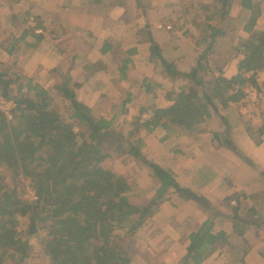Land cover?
<instances>
[{"label":"crops","instance_id":"1","mask_svg":"<svg viewBox=\"0 0 264 264\" xmlns=\"http://www.w3.org/2000/svg\"><path fill=\"white\" fill-rule=\"evenodd\" d=\"M163 1L0 0V63L15 67L37 84L52 87L53 94L59 80L67 77L76 86L71 88L77 100L93 112L100 101L110 102L108 97L121 93L127 96L125 103L144 97L145 106V100L162 97V82L171 84L175 91L180 82L166 79L160 60L152 59V45L160 49L162 59L186 73L193 66L192 52L198 45L197 24L204 21L201 8L210 3L182 0L174 8ZM254 3L259 8L254 30L264 32V0ZM163 10L168 13H157ZM248 18L249 12L234 0L226 32L216 40L214 54L208 59L225 78L237 74L236 51L250 35L244 28ZM222 59L226 65L221 69L216 62ZM181 87H186L185 82L179 84ZM257 99V92L250 88L242 102L225 112L235 153L213 143L210 127L215 118L204 126L207 130L202 136L197 135L202 140L194 150L193 145L182 150L163 148L164 154L149 150L148 159L169 170L179 187L207 200L210 211L170 189L135 233L129 248L131 264H182L190 236L200 232L207 220L213 224L210 233L225 234L228 241L200 264H264V234L248 225L264 215V134L260 131L252 140L242 118L246 113L251 121L263 119L256 117ZM138 101L135 103L140 105ZM159 102L164 103L163 99ZM163 103L150 102L148 106ZM252 125L256 128L255 123ZM153 134L145 142L157 148ZM175 141L172 138L164 145L172 148ZM190 142L194 144V137ZM166 151H170L168 155ZM236 220H240V233L233 231Z\"/></svg>","mask_w":264,"mask_h":264},{"label":"trees","instance_id":"2","mask_svg":"<svg viewBox=\"0 0 264 264\" xmlns=\"http://www.w3.org/2000/svg\"><path fill=\"white\" fill-rule=\"evenodd\" d=\"M254 1L237 0L249 12L244 28L250 35L236 51L237 74L232 78L223 77L208 59L214 54L216 40L226 32L234 0H210L202 6L204 21L196 28L200 50L192 52L193 66L186 73L162 59L160 49L152 45V59L160 60L166 79L185 82L190 93L187 87L166 91L163 105L140 108L127 131L113 127L112 120L95 118L90 108L77 100L76 86L67 77L56 86L53 97L15 67L0 63V98L14 104L10 121L0 111V157L28 179L34 192L32 200H24L15 189L0 183V264H29L30 239L37 236L41 264H131L129 246L135 233L170 189L210 211L207 200L179 187L169 170L142 154L139 135L157 129L167 134L193 132L200 127L201 131L213 116L242 102L249 88L260 97L264 91V32L254 30L259 17ZM144 113L149 117L141 119ZM221 119L225 121L224 116ZM246 122L251 138V120ZM212 140L216 148L236 152L219 134L213 133ZM121 152L144 166L159 183L156 196L145 204H131L126 179L112 171L113 160ZM18 218L26 219L24 230L17 228ZM239 221L233 225L235 233H240ZM212 225L207 220L200 232L190 236L182 264H200L227 244L225 234L210 233ZM248 225L264 234V215ZM40 231L44 239H40Z\"/></svg>","mask_w":264,"mask_h":264},{"label":"rangeland","instance_id":"3","mask_svg":"<svg viewBox=\"0 0 264 264\" xmlns=\"http://www.w3.org/2000/svg\"><path fill=\"white\" fill-rule=\"evenodd\" d=\"M163 2H166L167 4L171 3L172 4L171 6L176 8L175 7L176 4L180 5V2H182V0H164ZM157 13L159 15L160 14H167L168 11L163 10V11L157 12ZM180 34L181 33H179V35ZM188 39H190V37ZM184 42L185 41H181L180 44H183ZM197 49L200 50V46H198ZM221 50H225V48H221ZM226 50H227V48H226ZM223 61H224V59L218 60L216 62L217 64H219L218 67H221V69H222V67H224L226 65V64H224ZM210 62L212 63V66L214 68L216 66L214 64V61H210ZM236 66H237V64H236ZM18 73L23 75L22 72H20V71H18ZM222 76H223V74H222ZM63 80H64V77L61 80H59V84L57 86H60L62 84ZM181 82L184 85L183 81H180L179 83H177V85L174 87L175 89H177L176 92H178L180 90L179 84ZM34 83H36V82H34ZM162 84L164 86L163 91L164 90L165 91L170 90L171 84H169L167 82H164V83L162 82ZM38 85L43 87L44 89H46L50 96L55 97L57 95V92L53 94V91L51 90L52 87H50V88L45 87L42 84H38ZM186 87H187L186 91L188 93H190V86L186 84ZM15 88H16V86H14V85L11 87L12 90H15ZM165 91L160 93V94H164ZM161 96L162 97L157 98L156 101L145 100V106H144V105H142L144 97L140 98L139 101L136 99H132L130 101V103H125L124 105H122V102L123 103L125 102L127 96L124 93H121L120 95L116 94L114 97H112V96L108 97L110 102L107 100H104L102 102L100 101V103H99L100 105L98 106V110L94 111V112L91 111V112L95 118H100V117L105 118V119L111 118V119H107V120H112L113 127L127 131L129 129V126H128L129 122L134 117H136L138 115L139 109L142 107H149L148 104L150 102H153V103L157 102V103H159V105H160V103L162 104L163 102H159V101H162V99L164 97H163V95H161ZM137 97L139 98L140 96H137ZM0 100H4V99L0 98ZM8 101H10V100H8ZM136 101H138L140 103V105L138 103H135ZM65 104H68V103H65ZM256 104H258V106L255 107V109H256L255 112L258 113V116H256V117L260 118L262 116L263 119L254 118V120L251 121L252 124L255 123V125H256V128L251 127V129H250V132L252 135V137H251L252 140H253V138L255 139V134H258V132L260 133V131H261L262 132L261 135L264 134V129H263L264 128V91L261 93L260 97L257 99ZM251 108L253 109L254 107H251ZM226 111L227 110H225V112ZM225 112H221L220 116H217V117L213 116L212 118H215L216 121L214 122L213 125H211L212 127H210L212 130V133L214 132V133L220 135L221 140H225V139L229 140V138H230L229 137L230 128H229L227 120H226V115H225L226 113ZM243 114L245 117L242 116V118H243L244 124H245L246 119H247V114L246 113H243ZM223 116H224L225 121L223 119H221V118H223ZM148 117H149V113H144L141 115V119H146ZM211 119L208 120L209 121V122H207L208 124H210ZM246 124H247V122H246ZM252 126H254V125H252ZM200 128L198 130L193 131V132H186L187 134H185L186 136H188L190 138L194 137V144L190 142V138L184 137V139H182V137L185 135L182 136V134H180L178 130H176L175 132L170 133V134H167L163 130L160 131V129L155 130L154 131L155 133L153 132L154 134L153 133L147 134L145 132H141L139 135L140 139L142 140L141 152L148 159L149 158L148 157L149 150H151L152 153L154 151H157V152H161L162 154H164L163 148L166 150H182V149H185L186 145H189L190 147L193 145L194 147H191V150H194L196 147H198L197 146L198 144H201L200 143L202 140L201 134L204 133L203 132L204 130H207L203 126L204 129L199 131ZM158 131H160V132H158ZM151 134H153V137L155 139L153 144L156 145L157 148L150 147V146L146 145L147 142H145V139H146V137H148V135H151ZM197 135H201V136H197ZM197 137H199V138L197 139ZM172 138L176 139L175 145L172 148H171V145H169V147L165 146L164 142L166 141V139H168L166 141V142H168ZM195 139H197V140H195ZM186 142H190V144H186ZM263 143H264V141H263ZM168 144H170V143H168ZM168 152H170V151H166L165 155H168ZM149 161H151V159ZM112 171L116 174L123 176L126 179L128 185L130 186V192L127 194V196H128V200L131 204L142 205V204L147 203L149 198L156 196V190L159 187V183L157 181L153 180L148 175L147 169H145L144 166H142L140 163H137L135 160L129 158L128 156H126V154L124 152H121V154L118 157L114 158L113 163H112ZM0 183L2 185H4L6 188L15 189L17 191L19 197L24 199V200H32L34 198V192L29 185L28 179L21 176V174L18 173L17 170H13L12 168L8 167L7 164L4 162V160L1 157H0ZM17 221L19 222V225L17 226V228L19 230L20 229L24 230L26 227V219L18 218ZM39 236H40V239H44V233L42 231L39 232ZM29 244L32 247V254H31L32 257L30 259L29 264H41L42 263V260L40 257L41 249H40V245H39L38 236H37V238L33 237L32 239H30ZM130 246H131V244H130ZM131 249H132V246H131Z\"/></svg>","mask_w":264,"mask_h":264},{"label":"built area","instance_id":"4","mask_svg":"<svg viewBox=\"0 0 264 264\" xmlns=\"http://www.w3.org/2000/svg\"><path fill=\"white\" fill-rule=\"evenodd\" d=\"M14 108V104L12 101L0 100V111L4 114L6 119L10 121L12 119V109Z\"/></svg>","mask_w":264,"mask_h":264}]
</instances>
